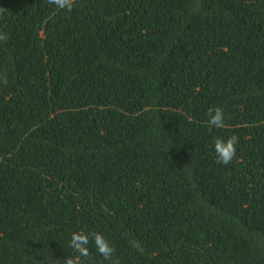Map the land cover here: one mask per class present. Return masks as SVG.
<instances>
[{
	"label": "trees",
	"instance_id": "trees-1",
	"mask_svg": "<svg viewBox=\"0 0 264 264\" xmlns=\"http://www.w3.org/2000/svg\"><path fill=\"white\" fill-rule=\"evenodd\" d=\"M0 33V264L81 230L117 264H264V0H0Z\"/></svg>",
	"mask_w": 264,
	"mask_h": 264
},
{
	"label": "clouds",
	"instance_id": "clouds-1",
	"mask_svg": "<svg viewBox=\"0 0 264 264\" xmlns=\"http://www.w3.org/2000/svg\"><path fill=\"white\" fill-rule=\"evenodd\" d=\"M49 4L54 5L61 10L70 11L75 0H47ZM8 35L6 33H0V41H7ZM4 83H7V76H3ZM209 123L216 128H223L225 121L224 110L220 107L210 108L208 110ZM239 142V138L236 135H232L226 139L216 138L214 140V152L216 154V162L221 164H229L236 154V146ZM90 243L94 246L95 254L103 257L104 260L111 261V264H117V261L113 258L115 249L103 236L98 232L91 234L84 231H75L71 234L68 247L72 250V254H69L65 259L56 260L57 264H89L92 256V250L90 249ZM131 247L137 251L143 253V248L139 241L133 240L130 242Z\"/></svg>",
	"mask_w": 264,
	"mask_h": 264
}]
</instances>
